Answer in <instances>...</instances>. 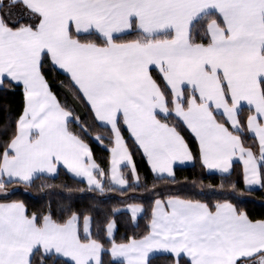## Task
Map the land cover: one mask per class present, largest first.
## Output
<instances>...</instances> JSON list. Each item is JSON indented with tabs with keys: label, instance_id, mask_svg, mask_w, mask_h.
<instances>
[{
	"label": "snow or ice",
	"instance_id": "1",
	"mask_svg": "<svg viewBox=\"0 0 264 264\" xmlns=\"http://www.w3.org/2000/svg\"><path fill=\"white\" fill-rule=\"evenodd\" d=\"M46 65L67 74L76 98L110 126L107 172L70 129L79 118L50 90ZM21 85L23 111L0 141V196L12 194L6 183L30 184L60 163L91 190L104 193L107 182L110 192L135 194L143 185L122 126L156 178L175 181L174 165L194 157L177 127L158 118L173 113L197 138L205 169L230 174L238 158L245 185L264 187V0H0V92ZM245 125L259 155L244 146ZM127 209L133 220L144 211ZM67 212L58 220L51 210L28 215L23 202L0 203V264H103L93 218ZM115 227L108 220L104 231L124 264H151L156 253L175 264H264V220L228 200L213 210L168 196L154 201L147 234L116 243Z\"/></svg>",
	"mask_w": 264,
	"mask_h": 264
},
{
	"label": "trees",
	"instance_id": "2",
	"mask_svg": "<svg viewBox=\"0 0 264 264\" xmlns=\"http://www.w3.org/2000/svg\"><path fill=\"white\" fill-rule=\"evenodd\" d=\"M133 38H135V33L121 37L124 40ZM91 39H96L99 42L98 37L94 36ZM45 67L48 69L45 72V77L50 90L61 104L66 105L69 110L73 111V115L79 118V123H70V129L80 135L89 145L95 162L107 172L109 147L112 144L111 131L108 127L97 122L82 97L76 98L78 93L66 74L50 65ZM153 76L163 88L164 83L156 70H153ZM23 106L21 86H16L12 92H0V141H5L8 138L4 135L6 128L9 133L14 130V125L11 122H14L21 114ZM169 108H172L171 104H169ZM250 114L251 112L244 106L240 113L241 121L246 122L247 116ZM159 118L170 126L177 127L194 157L190 165L174 167L175 181L156 178L147 166L140 149L134 145L128 131L122 126V135L133 153V159L143 185L136 188L135 194L120 191L110 192L107 190L109 187L107 182H105L106 191L104 193L91 190L84 181L71 176L63 168H59L56 175L35 176L30 184L6 183V188L12 194L0 196V201L23 202L28 215L33 213L43 215L51 210L53 218L58 220L68 215L67 209L90 215L93 218V238L99 239L104 245L103 264H122L120 261L111 259L109 255L111 240L106 238L104 231L107 221L114 220L116 222L113 234L116 243H124L130 237L140 238L149 230L151 209L156 199L180 196L181 198L200 200L209 204L213 209L215 203L228 200L239 211L245 212L251 220H264V187L246 188L244 186L240 162H233L230 174L207 172L200 161L194 137L175 114L169 115L166 119L164 116ZM217 118L220 122H225L222 116ZM81 127L87 131H81ZM97 136L102 137V141L96 140ZM242 140L245 147H252L253 151L259 155L257 140L247 132L246 125ZM121 171L127 176L129 168L122 166ZM221 184H223V188H221ZM233 184H235V189L232 188ZM133 203L141 204L144 209L134 222L129 213L121 209L124 205ZM113 209H119V211L113 212ZM151 264H175V261L171 255L155 254ZM181 264H184L183 260H181Z\"/></svg>",
	"mask_w": 264,
	"mask_h": 264
},
{
	"label": "crops",
	"instance_id": "3",
	"mask_svg": "<svg viewBox=\"0 0 264 264\" xmlns=\"http://www.w3.org/2000/svg\"><path fill=\"white\" fill-rule=\"evenodd\" d=\"M60 71V70H59ZM157 71V70H156ZM60 72H62V71H60ZM158 72V71H157ZM65 74V73H64ZM67 75V74H66ZM68 76V75H67ZM69 77V76H68ZM161 77V76H160ZM162 79V78H161ZM163 81V80H162ZM163 83H164V81H163ZM21 88H22V85H21ZM23 90V89H22ZM245 107H247V105H245ZM23 111V110H22ZM159 117H163V115H160V116H158V118ZM160 119V118H159ZM180 120V119H179ZM181 121V120H180ZM97 122H99V121H97ZM162 122H164V121H162ZM100 124H102V122H99ZM181 123L183 124V122L181 121ZM184 125V124H183ZM185 126V128L189 131V133L194 137V139H195V141H196V143H197V147H198V140H197V138L195 137V135L194 134H192L191 133V131H190V129H188L187 127H186V125H184ZM108 128H109V130H110V126H108ZM129 133V132H128ZM251 134V133H250ZM111 135H112V133H111ZM130 135V134H129ZM251 135H253V134H251ZM113 140H114V137H113V135H112V144H111V146L109 147V164H108V170L110 169V159H111V153H110V149L114 146V144H113ZM258 143V142H257ZM140 151H141V153H142V150L140 149ZM198 152H199V148H198ZM145 158V161H146V163H147V166L149 167V169H150V165L148 164V162H147V159H146V157H144ZM201 161V160H200ZM234 161H238V162H240V164H241V167H242V174H243V163H242V161H240L238 158H234V160H233V162ZM192 163V161H186V162H184V163H176L175 165H174V167L175 166H188V165H190ZM202 163V162H201ZM204 167V166H203ZM59 168H63L67 173H69L71 176H73V177H75V178H77V179H80V180H82V181H84L86 184H87V180H86V178H84V177H76L75 176V174H73V173H71V172H69L68 171V169L66 168V166H64L62 163H60V164H58L57 165V171H58V169ZM207 172H214V173H219V174H223V173H220V172H218V171H216V170H207V169H205ZM150 171H151V169H150ZM57 173V172H56ZM56 173H52V174H48V173H43V174H38V175H48V176H54V175H56ZM37 175V176H38ZM243 184H244V186L246 187V188H249V186H246L245 185V182H244V179H243ZM88 185V184H87ZM260 185H254V186H251V188H257V187H259ZM166 199V198H165ZM155 201V200H154ZM8 202H12V201H0V203H8ZM153 204H154V202H153ZM127 205H129V204H126V205H124L121 209L122 210H124V211H126V212H128L129 213V215H130V217H131V220L134 222L136 219H137V217L141 214V213H139L138 215H137V217H136V219L135 220H133V218H132V216H131V213H130V211H128V209H127ZM153 206V205H152ZM214 210V209H213ZM151 212H152V209H151ZM150 220H151V218H150ZM114 231H115V229H114ZM149 231V230H148ZM81 234L83 235V233L81 232ZM113 234H114V232H113ZM147 234V233H146ZM105 235H106V238L107 239H109V240H111V238H109L108 236H107V234H106V232H105ZM127 242V241H126ZM111 248V245H110V247H109V249ZM156 254H160V253H156ZM109 255H110V257H111V259H113V260H115V261H120L122 264H124V262H123V258H113L112 256H111V254H110V251H109ZM155 255V254H154Z\"/></svg>",
	"mask_w": 264,
	"mask_h": 264
}]
</instances>
